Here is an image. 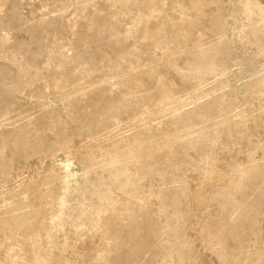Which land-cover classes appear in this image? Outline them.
I'll return each mask as SVG.
<instances>
[{"label":"rangeland","instance_id":"374dc122","mask_svg":"<svg viewBox=\"0 0 264 264\" xmlns=\"http://www.w3.org/2000/svg\"><path fill=\"white\" fill-rule=\"evenodd\" d=\"M0 264H264V0H0Z\"/></svg>","mask_w":264,"mask_h":264}]
</instances>
